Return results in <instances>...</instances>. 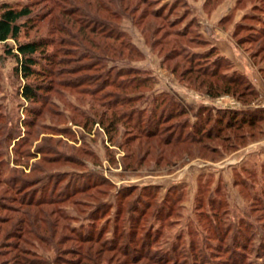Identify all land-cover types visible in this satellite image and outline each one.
<instances>
[{
    "label": "rangeland",
    "instance_id": "374dc122",
    "mask_svg": "<svg viewBox=\"0 0 264 264\" xmlns=\"http://www.w3.org/2000/svg\"><path fill=\"white\" fill-rule=\"evenodd\" d=\"M125 1L129 3L127 9L123 8ZM147 2L149 6L138 0L122 1L127 14L133 11V20L96 11L98 17L123 33L124 40L134 49L129 58H125L123 50L122 56H112L115 60H105L96 56L93 49L87 53L92 58H86L82 53L87 51H77L71 46L73 42L62 43L70 38L50 29L52 11L46 6L47 0H0V4L16 7L31 4L32 19L20 20L25 25L17 40L51 37L54 44L47 46L46 51L65 60L64 64L53 66L55 77L27 80L51 85V89L43 93L41 102L26 101L19 95L26 81L13 73L15 60L4 52L5 45L14 49V43L0 42V166L4 169L0 179H9V183L16 179L13 189H7L5 181H0V204L4 206L0 216L7 220L0 226V237L18 242L17 249L8 253L6 246H1L4 254L0 255V264H13L11 256L28 249V236L20 235L17 226L21 222L27 227L34 218L37 225L41 221V227L52 228L49 246H40L37 251L45 261L52 259L56 251L61 255V264H73L83 253L86 255L87 244L81 243V238L98 235L105 244L114 240L122 246L131 240V255L140 259L135 264H155L148 261L149 257L165 256L175 258L178 264H264V132L258 134V129L264 128L263 120L223 130L219 138L203 140L205 148L202 144L170 146L158 137L127 140L128 135L123 134L127 127L116 129L108 139L93 115L90 96L84 94L77 100L58 83L77 77L83 82L84 77H91L95 86L105 78L106 69L123 73L128 67L134 68L140 77L148 78L146 85L139 88L142 98L129 106L143 109L146 116L158 102L153 101L154 97L161 100L166 110L184 107L186 113L180 119L189 124L184 132L204 117L206 112L201 107L236 111L264 108V34L255 35V30L264 28V1ZM146 7L159 8L164 20L160 19L162 16L139 18ZM176 20L170 28L169 23ZM239 24L245 28L234 33ZM184 25H188V33L178 38V43L188 54L172 44L171 35H165ZM209 46L218 55L228 56L229 65L218 67V73H239L245 81L243 91L254 89L255 96L236 99L229 92L208 98L201 94L204 86L199 88L198 82L193 83L194 73L182 74L189 67L185 61L189 56L200 59L198 68L210 67L215 53L206 59L196 58ZM65 49L70 52L62 54L60 51ZM194 51L197 56L192 54ZM164 55H168L165 63ZM81 63L93 65L89 70L76 71ZM175 65L176 71L171 73L170 68ZM88 85L85 81L82 86ZM219 96L230 97L234 107L229 102H217ZM83 117L95 122L82 127L77 123ZM170 123L173 120L165 122V126ZM54 153L61 158L55 159ZM31 181L35 183L28 187ZM33 197L42 201L52 198V202L30 207ZM146 231L149 232L145 234ZM6 232L14 234L9 238ZM57 242L58 246H54ZM98 243L90 245L92 252L98 249ZM103 249L96 264H132L128 262L130 254L124 259L121 251ZM17 255L23 257L21 253Z\"/></svg>",
    "mask_w": 264,
    "mask_h": 264
},
{
    "label": "trees",
    "instance_id": "16d2710c",
    "mask_svg": "<svg viewBox=\"0 0 264 264\" xmlns=\"http://www.w3.org/2000/svg\"><path fill=\"white\" fill-rule=\"evenodd\" d=\"M122 1L123 0H47L48 5L46 6L48 7L49 11H52L50 20L52 24L50 29L60 31L63 35H66L68 36V38H70L69 40L64 39L62 43L69 44L68 42L71 41L73 42L71 46H73L77 51H87L85 53H82V55L86 58H92L91 56L93 55H87V53L91 49L94 50V53L96 52V56L104 58L105 60H115L112 56H122L123 50H125V58H129L134 49L128 41L124 40V34L114 29L115 27L111 26V24L108 23L105 18L102 19L101 17H98V15H96L97 10H102L103 13L107 16L117 18L119 16H129L131 17L129 19L133 20V11H131L130 13L128 12L127 14L125 12V9H123H127L129 7V3L125 1V5L122 8ZM147 1L148 0H138L140 4L145 3V5L149 6L150 2ZM254 7H256V5H254ZM159 10V8L149 10L146 7L140 12L139 18L143 15H149L152 18L160 17L162 15ZM31 15V4H24L17 7L7 3L0 4V42L4 43L7 40H12L14 43V49L5 45L4 52L12 56L15 60V65L12 69L13 73L17 75L21 80L26 81L19 89V95L26 101L30 100L31 102H41V99H43V93L49 92V90L51 89V85L43 86L41 82L31 83L27 82V80L31 77H55L56 72L53 71V66L64 64L65 60L61 59V57H59V59H56L54 53L46 51L47 46L54 44L51 37H38L21 42L17 40L21 29H23L25 25L24 23H22L23 21L20 22V20H31ZM35 16L37 17V15ZM38 18L40 20V17ZM164 18L162 16L160 19L164 20ZM243 18H245V16ZM177 20L169 23L170 28H172L177 23ZM146 26L148 28V25ZM184 26L181 29H170L171 32H165V35H171L173 39V41L171 40L172 44H176L179 51L188 54L186 53L184 47H180L182 46V44L178 43V38H183L188 33V25ZM244 28L245 26L239 24L237 25V28L235 27V30L233 32L236 33L237 29ZM249 29L254 30L251 27H249ZM263 34L264 28L255 30L256 36H262ZM69 50L70 49H65L60 52L62 54H68L70 52ZM214 51V48L212 46H209V48H207L205 52L199 53L201 55L197 56L195 51L192 52V54L194 56H197L196 58L206 59L210 54L215 53ZM189 57L191 58L185 60L189 64V67L184 72H182V74H195L192 81L193 83L198 82L199 88H201V86H204L203 90H200L202 92V95L207 96L208 98H212L217 95L228 94L230 92L232 95L236 96V99L256 95L254 89H250L248 92L243 91L244 88L242 86L244 85L245 81L243 80L242 75H240L239 73H236L235 71H232L228 75L223 72L218 73V67L224 68L229 65L226 56L224 57L215 53L214 61H212L210 67L203 65L204 67L199 68L197 66L200 59L192 60L193 57ZM162 58V62L165 63V61H167L166 59L168 58V55H164V57ZM104 59H101V61ZM194 61H196L197 63H194ZM95 64L96 63H94V65ZM92 65L93 64L91 63H81V65H79L75 70L86 71L91 69ZM175 69L176 65L170 68V72L174 73L176 71ZM106 70L107 71H105L104 73L105 78L100 81L101 83L95 86L92 85L93 83L91 77H84L86 80H84L83 82L80 81V77H77L76 80L58 83L60 86L68 89L71 94H74L73 96L76 97L77 100L84 97V94L90 96L89 101L92 103L91 105L94 112L93 115L96 116V122L100 126H102L105 133L107 134L108 139H111L112 134L116 129L127 127L126 129L124 128L123 132V134L128 135L127 140H140L141 138L149 139L158 137L163 143H167L170 146L202 144L201 146L205 148L207 144L204 141L219 138V133L223 130H227L229 128L235 129L238 128L239 125L242 126L244 123L245 125L250 126L256 121H264V108L236 111L233 109L201 107L202 110L206 112L204 114V117L200 118V120L196 124H192V126L189 127L190 129L188 128L187 131L184 132V129H186L189 125L188 121L186 122L185 119H180L181 116H184V114L186 113L184 107H179V109L169 108L166 110V108H164V105L162 106L163 103H160L161 100L159 101L157 100L158 98L154 97L152 98L153 101L158 102L155 103V105L151 108L149 115L146 116V112H144L143 109H135V106H129L130 103L139 101L142 98V89L139 88L141 86L143 88L146 85L145 83L148 77H140L141 73L131 67L124 69L123 73H118V71L111 72V69ZM181 79L182 78L180 77L179 80ZM85 81H88V87L82 86ZM107 86L110 87L109 90L105 89ZM26 111H28L30 114L32 113V110L28 109ZM255 112L258 113L254 114ZM35 113L37 114V111ZM82 119V122L77 123L82 127H88L93 122H95V120L88 119V117H83ZM170 120H173V123L166 125L168 126L166 127L165 122ZM31 122L32 121H30V123ZM263 132L264 128L258 129V134ZM127 140L125 139L123 143H125ZM123 143H121L120 145H122ZM212 148L213 147L211 146V149ZM214 148L216 147L214 146ZM54 154H56L53 155L55 159L61 158L60 154ZM63 158L67 159L66 156H64ZM1 163L2 162L0 160V165ZM125 165L127 166V164ZM3 172L4 169H2L0 166V174L3 175ZM47 173L49 174V176H52L49 172H46L45 174ZM57 175H61V173H56V176ZM3 180L6 183L7 189H13L16 183L15 178L12 180V182H10L11 185H9V179L8 181H6L5 179H0L2 183H4ZM34 183L35 181H31V183H28V187H30ZM21 184L22 186H25V188L27 187L25 185L26 183H20V185ZM51 199L52 198H46L44 199L45 201H42L40 197H36L35 199L33 197L30 200V207H35L43 203L50 204V202H52ZM21 202L24 201L22 200ZM3 207L4 206L0 204V208L2 210L4 209ZM6 221V219L0 216V226L6 223ZM35 221L38 220L34 218L32 222H29L27 224V227H24V224H21V222H19L20 224L19 226H17V232L20 233V235L21 233H25L28 236L25 238V243L30 248L28 247V249L26 248L18 251V253H21L23 257H18L17 253L15 255H12L10 260H12L13 264L63 263V261H60L61 259L59 258L61 255L56 254V251L52 256V259H46V261L44 260V257L42 255H39L37 251L38 249H40V246L42 248H44V246H49V242L52 239V228H48L45 226L41 227L42 222L40 221V223L37 225ZM1 229L2 228L0 227V231ZM212 231L216 233V231ZM148 232L149 231H146L145 234H147ZM5 234H9L8 237L10 238L14 233L6 232ZM16 236L17 235H15L14 237ZM0 238L2 239L0 241V248L1 246H6L5 252L8 253L11 250L17 249V241L11 243L10 241H4L2 236ZM17 238L19 239L20 236L18 235ZM214 238L218 239L219 237L217 234H215ZM81 239V241H83L81 243L87 244V247L85 249L86 255H84V253L82 254V256L79 255V260H77L73 264L98 263L99 259L97 256H100V251H104L103 248H108L107 250L116 253H119V251H121V255L124 256V259H127L128 254H130V258H128V260L130 261L128 262H131L132 264H135L136 261L140 260L134 255H131V252L133 251L132 248L129 247V243L131 240L128 242V244L121 246L114 240H111L107 244H105L104 242L100 241L101 239L98 235L95 237L90 235L89 237H83ZM95 242H99L97 245L98 249L92 252L90 245L95 244ZM54 244V246H58V242ZM82 246L84 247V245H81L80 247L82 248ZM240 248H242V246H240ZM2 252L4 251L0 249V255L4 254ZM30 258H32V261L30 260ZM148 261L155 264H178L175 258H171L169 256H165L163 259H153L152 257H149ZM194 262H197L195 260V257ZM232 263H241V261H233L230 264Z\"/></svg>",
    "mask_w": 264,
    "mask_h": 264
},
{
    "label": "built area",
    "instance_id": "2783aa9c",
    "mask_svg": "<svg viewBox=\"0 0 264 264\" xmlns=\"http://www.w3.org/2000/svg\"><path fill=\"white\" fill-rule=\"evenodd\" d=\"M217 102H229V104L231 105V107H234L235 102L228 96H219L215 99Z\"/></svg>",
    "mask_w": 264,
    "mask_h": 264
},
{
    "label": "crops",
    "instance_id": "0c3cea01",
    "mask_svg": "<svg viewBox=\"0 0 264 264\" xmlns=\"http://www.w3.org/2000/svg\"><path fill=\"white\" fill-rule=\"evenodd\" d=\"M221 53H222L223 55H226V54H225V51H223V50H221ZM226 56H227V55H226ZM227 57H228V56H227Z\"/></svg>",
    "mask_w": 264,
    "mask_h": 264
}]
</instances>
